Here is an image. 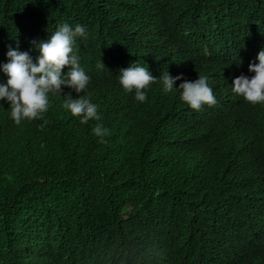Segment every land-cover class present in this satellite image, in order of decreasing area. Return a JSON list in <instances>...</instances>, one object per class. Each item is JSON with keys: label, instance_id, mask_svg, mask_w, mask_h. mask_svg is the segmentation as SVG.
<instances>
[{"label": "trees", "instance_id": "obj_1", "mask_svg": "<svg viewBox=\"0 0 264 264\" xmlns=\"http://www.w3.org/2000/svg\"><path fill=\"white\" fill-rule=\"evenodd\" d=\"M160 3L179 48L153 76L195 81L220 69L215 106L191 109L183 80L170 93L151 84L143 103L123 89L120 69L144 67L150 55L121 33L124 15H110L117 3L0 0L10 14L0 32L22 48L60 24L84 26L74 54L90 77L84 93L62 86L43 118L19 125L0 101V264H264V103L225 82L227 73L254 75L248 59L264 42V0ZM193 34L208 58L190 59ZM70 92L99 103L100 121L82 124L65 109ZM97 124L109 134L96 136Z\"/></svg>", "mask_w": 264, "mask_h": 264}, {"label": "clouds", "instance_id": "obj_2", "mask_svg": "<svg viewBox=\"0 0 264 264\" xmlns=\"http://www.w3.org/2000/svg\"><path fill=\"white\" fill-rule=\"evenodd\" d=\"M113 3H117L119 8H112L110 15L115 19L124 15L121 33L142 47L143 57L150 55L143 62L144 67L136 62L126 69H120L119 83L126 92L135 91V99L143 103L147 100L146 89L151 84L160 81L163 91L170 93L176 82L183 80L178 88L182 90L180 99L191 109L199 111L204 105L211 107L217 104V85L212 73H219L216 70L220 69L212 70L214 72L211 71L210 76L199 74L195 81L184 79L182 74L172 76L167 70L159 78L153 76L163 66L167 54L179 48L160 0H107L108 7ZM9 15L2 9L0 20ZM47 31L45 30L41 41H38L40 36L37 41L32 39L29 48H22L17 42L13 43L10 33L0 32V101H7L10 116L17 125L23 119L43 118L42 114L49 107V93L61 94L62 86H66L81 94L90 82V77L86 74L88 65L85 58L74 54L76 37L78 39V36L83 37L86 34L84 26L77 24L73 28L63 23L51 35ZM203 44L197 35L191 36V60L197 57L208 58L209 48ZM31 50L37 56L35 62L29 53ZM252 55L248 63L249 72L254 75L248 77L242 74L235 78V75L230 76L227 73L225 82L231 80L232 91L255 105L264 103V42L255 46ZM66 66L70 69L65 75L63 69ZM97 67L103 68L105 65L102 62ZM221 73L220 75L225 74L222 71ZM231 74H236V70ZM64 97L63 107L73 116L80 117L82 124L101 119L99 106L91 102L88 96L79 95L78 98H73L70 92ZM93 132L101 138L109 134L100 124L93 128ZM100 142L106 143L103 139Z\"/></svg>", "mask_w": 264, "mask_h": 264}, {"label": "bare ground", "instance_id": "obj_3", "mask_svg": "<svg viewBox=\"0 0 264 264\" xmlns=\"http://www.w3.org/2000/svg\"><path fill=\"white\" fill-rule=\"evenodd\" d=\"M98 104H99V103H98ZM98 104H97V105H98ZM98 106H99V105H98ZM101 106H102V105H101ZM102 107H103V106H102ZM98 108H99V107H98ZM94 121H95V120H94ZM99 121H100V120H99ZM99 121H98V122H99ZM101 121H102V120H101ZM100 123L102 124V122H100ZM23 227H24V226H23ZM31 245H32V244H31ZM27 246H28V245H27ZM22 249H23V248H22ZM33 250H34V249H33ZM33 250H32V251H33ZM22 251H23V250H22ZM27 251H29V250H27ZM23 253H24V252H23ZM24 255H25V254H23V256H24ZM23 256H22V257H23ZM20 257H21V256H20ZM19 259H20V258H19ZM22 261H23V259H22Z\"/></svg>", "mask_w": 264, "mask_h": 264}]
</instances>
